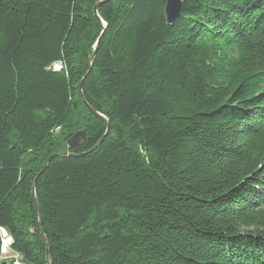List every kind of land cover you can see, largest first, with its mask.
I'll use <instances>...</instances> for the list:
<instances>
[{"label": "trees", "instance_id": "trees-1", "mask_svg": "<svg viewBox=\"0 0 264 264\" xmlns=\"http://www.w3.org/2000/svg\"><path fill=\"white\" fill-rule=\"evenodd\" d=\"M167 2L0 0V264H264V0Z\"/></svg>", "mask_w": 264, "mask_h": 264}, {"label": "water", "instance_id": "water-1", "mask_svg": "<svg viewBox=\"0 0 264 264\" xmlns=\"http://www.w3.org/2000/svg\"><path fill=\"white\" fill-rule=\"evenodd\" d=\"M182 11H183V0H168L167 5H166V8H165V16H166V20H167L168 25H173L176 22V20L180 17ZM95 13H96V16L98 17V15H97V8L95 9ZM94 56L95 55H93V57L91 58V61H93ZM87 107H88L89 111L94 116L99 117V118L105 120L104 117H102L101 115L97 114L89 106H87ZM79 136L81 138H83V140L85 141V135H84V133H79L77 136H75V139L78 138ZM78 146H80V143H77V144L71 143L70 149L73 150V149H75ZM6 242L9 245H11V239L8 238L7 240H5L3 242V249H4V245H5ZM51 261H52V259H51ZM1 264H9V263L6 262V261H4V262H1Z\"/></svg>", "mask_w": 264, "mask_h": 264}, {"label": "rangeland", "instance_id": "rangeland-1", "mask_svg": "<svg viewBox=\"0 0 264 264\" xmlns=\"http://www.w3.org/2000/svg\"><path fill=\"white\" fill-rule=\"evenodd\" d=\"M79 133L80 132L74 134V136L71 139L72 143L75 142V136H77ZM76 141L79 143L81 141V137H79V140H76ZM4 261H6L10 264H23L22 259L19 258L16 254L12 253L9 249L7 250L6 253L3 252L2 262H4Z\"/></svg>", "mask_w": 264, "mask_h": 264}, {"label": "built area", "instance_id": "built-area-1", "mask_svg": "<svg viewBox=\"0 0 264 264\" xmlns=\"http://www.w3.org/2000/svg\"><path fill=\"white\" fill-rule=\"evenodd\" d=\"M59 69H60V66H55V67H54V70L59 71ZM1 234H2V236H3V239H4L5 237L9 238L8 235H7V233H6L4 230H1ZM17 256H18V255H17ZM18 257H19V256H18ZM19 258H20V257H19Z\"/></svg>", "mask_w": 264, "mask_h": 264}, {"label": "bare ground", "instance_id": "bare-ground-1", "mask_svg": "<svg viewBox=\"0 0 264 264\" xmlns=\"http://www.w3.org/2000/svg\"><path fill=\"white\" fill-rule=\"evenodd\" d=\"M7 239H8V238L5 237V238H4V241L7 240ZM8 247H9V244L6 242L5 245H4V249H3V252H4V253L7 252V250L9 249Z\"/></svg>", "mask_w": 264, "mask_h": 264}, {"label": "flooded vegetation", "instance_id": "flooded-vegetation-1", "mask_svg": "<svg viewBox=\"0 0 264 264\" xmlns=\"http://www.w3.org/2000/svg\"><path fill=\"white\" fill-rule=\"evenodd\" d=\"M76 140H79V138H76L74 143H76V142H77ZM77 143H78V142H77Z\"/></svg>", "mask_w": 264, "mask_h": 264}]
</instances>
